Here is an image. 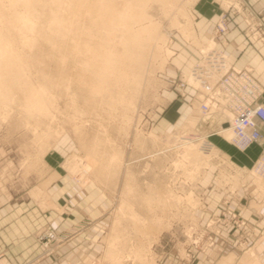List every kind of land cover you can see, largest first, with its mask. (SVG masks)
Wrapping results in <instances>:
<instances>
[{"label":"rangeland","instance_id":"rangeland-1","mask_svg":"<svg viewBox=\"0 0 264 264\" xmlns=\"http://www.w3.org/2000/svg\"><path fill=\"white\" fill-rule=\"evenodd\" d=\"M103 1L0 0V186L48 194L50 209L60 194L63 207L80 212L78 225L109 224L110 241L135 251L140 264L175 243L206 251L221 240L233 256V237L238 253L255 255L250 239L264 252V150L248 162L247 148L218 126L229 151L204 149L195 133L212 114L225 115L202 119L195 96L188 119H162L168 92L182 95V77L169 81L166 67L175 39L192 35L198 0H115L124 10L111 30L100 24ZM213 2L221 7L216 36L232 12L247 26L241 0ZM130 29L141 35L128 38ZM200 46L220 48L216 38ZM89 56L104 60L103 78Z\"/></svg>","mask_w":264,"mask_h":264},{"label":"crops","instance_id":"crops-1","mask_svg":"<svg viewBox=\"0 0 264 264\" xmlns=\"http://www.w3.org/2000/svg\"><path fill=\"white\" fill-rule=\"evenodd\" d=\"M213 1L198 0L194 8L195 18L192 22L191 37L189 40L177 37L172 44L173 54L166 67L167 79L170 81L188 76L192 67L203 56L200 45L216 38L228 62L237 67L250 68L264 88V45L248 34L246 23L242 15L237 12L228 14V30L216 36L214 28L221 7ZM210 2L215 5L212 9L208 8ZM241 2L264 22V0H241ZM184 92V95H180L176 88L168 92V106L162 116L165 122L179 124L188 119L196 88L189 84ZM262 100L264 102V93ZM218 124V114H212L206 119L201 132L210 134L209 139L219 150L229 151L228 143L217 138V133L214 132ZM261 131L263 134L261 142L253 143L247 148L248 162H256L264 150V125L261 126ZM225 138L228 139L226 136ZM231 144L235 146L233 142ZM36 195L38 196L34 197L28 190L11 192L0 186V249L5 250L8 258L15 264H140L135 261V251L130 252L128 247L124 249L123 244L115 247L116 245L114 246L110 241L109 224L94 223L80 226L78 225L82 219L80 212L68 206V208L63 207L64 205L59 202V197H62L60 194H54L53 202L56 207L54 209L49 208L48 194ZM45 227L51 228L58 237L51 248H45L37 237L38 231ZM252 228L255 229L256 234L257 226ZM228 229L230 227L222 228L225 233H228ZM233 238L230 246L234 250L231 252L233 256L229 251L227 253L228 249L223 247L225 242L221 240L217 241L215 247L206 251L192 248L188 252L182 244L175 243L172 248L162 250L157 248L149 264H237L242 262L241 259L246 255V257L252 256L247 254V251L236 252L235 250L241 247V241L237 237ZM250 242L247 243L248 250H255L254 256L259 252V259L261 258L259 263L264 264L262 259L264 252L258 251L257 240L253 244ZM262 244L264 242H260V246ZM251 258L255 263L256 258L253 256ZM246 260L248 258L244 261Z\"/></svg>","mask_w":264,"mask_h":264},{"label":"built area","instance_id":"built-area-1","mask_svg":"<svg viewBox=\"0 0 264 264\" xmlns=\"http://www.w3.org/2000/svg\"><path fill=\"white\" fill-rule=\"evenodd\" d=\"M227 17L224 16L217 26V35L228 30ZM246 31L254 39L264 45V22L252 13L246 15ZM205 65L193 68L191 77L206 84V90L201 92L197 86L195 101L199 100V113L202 119L214 111L224 113L229 110L232 113L230 124L233 129V143L240 149H246L251 144L261 142L263 134L261 126L264 125V102L262 100L264 88L256 79L252 70L247 67H237L228 64L226 55L218 48L212 49L206 56L202 51ZM216 71L220 72L219 78L213 84L209 79L213 78ZM222 75V76H221ZM186 79L182 78L177 84L181 94L187 86ZM219 121L218 127L222 126ZM198 134L195 138L201 139L204 149L212 150L215 144L209 139L210 134ZM193 134V135H195ZM194 138L187 134L186 138ZM38 239L45 248H51L57 241V234L50 228L43 229L37 234ZM0 264H15L0 249Z\"/></svg>","mask_w":264,"mask_h":264},{"label":"bare ground","instance_id":"bare-ground-1","mask_svg":"<svg viewBox=\"0 0 264 264\" xmlns=\"http://www.w3.org/2000/svg\"><path fill=\"white\" fill-rule=\"evenodd\" d=\"M40 1V0H39ZM118 1V0H117ZM117 1H115V0H104L103 1V3H102V5H101V13H103L104 15V17L103 16H101V14L99 15L100 17H103V23L102 22H100V24H103L104 25V27L106 28H108V29H112V27H114V26H117V25H119L118 24V22H119V20H121L120 18H121V16H120V14L122 13V12H120V14H117L118 16H120V18H119V20H118V17H117V15H116V11H117V9L118 8H122V7H118V4L120 3V2H117ZM121 1V0H120ZM123 5H124V3H123ZM123 9V8H122ZM1 10V9H0ZM124 10V9H123ZM2 11V10H1ZM98 11V10H97ZM120 11H122V10H120ZM99 12V11H98ZM4 14V13H3ZM5 15V14H4ZM25 14H23V16H24ZM1 16V15H0ZM26 16H28L27 14H26ZM28 18H29V16H28ZM24 19L25 18H23V22H24ZM0 20H1V18H0ZM100 20V19H99ZM25 21H27V19H25ZM21 22V21H20ZM29 22H31V20H30V18H29ZM24 23H26V22H24ZM27 24H28V22H27ZM120 24H122L123 25V23H120ZM125 25V24H124ZM107 31H109V30H107ZM123 33H127V31L125 30V31H123ZM128 33H129V35H128ZM128 33H127V35H128V38H130L131 36L132 37H134V34H138V35H141L140 34V32H138V31H134L133 29H130L129 31H128ZM126 36V35H125ZM130 36V37H129ZM3 41V40H2ZM6 42V41H5ZM0 45H2V43L0 44ZM3 46V45H2ZM101 46V52H107L108 50H107V48L105 47V45H104V43L103 44H101L100 45ZM100 46H99V49H100ZM108 46V45H107ZM213 46V45H212ZM0 48H3V47H0ZM215 47H212V48H210V49H206V48H202V50L201 51H203V52H205V54H206V56H208V54L209 53H211V51H212V49H214ZM217 48V47H216ZM218 49H220L224 54H225V52L221 49V48H218ZM2 50V49H1ZM3 50H5V48H3ZM85 50H86V48H85ZM169 52V54H170V52H171V50L170 51H168ZM92 55V54H91ZM226 55V54H225ZM90 57V56H89ZM92 57H93V59H92ZM92 57H90L89 59V61H91V60H93V64H95V66L99 69V70H101V71H98V73L96 72V76L100 79V78H103V76H104V72H106V70H108V68H107V66L104 64V62H101V61H104L102 58H100V57H95V56H92ZM8 60V59H7ZM15 60V59H14ZM226 60L228 61V59H227V56H226ZM9 61V60H8ZM92 62V61H91ZM197 64H199L198 65V67H200V66H204L205 65V60L203 59V56H202V58H201V60H199V62H197ZM197 64H195L193 67H192V69L190 70V72H189V75L187 76V77H184V79H186V81L188 82L187 83V85H189V84H191V85H193L194 87H195V85H194V83L195 82H199V83H204V82H202V81H197V79L196 78H192L191 77V72H192V70H193V68L194 67H196L197 66ZM228 64H229V62H228ZM0 72H2L3 73V71H0ZM219 76H220V72L219 71H216L215 73H214V75H213V78H211V79H209V83H211V84H213L215 81H216V79L217 78H219ZM222 76V75H221ZM4 77V76H3ZM5 80V79H4ZM192 80L194 81V82H192ZM2 82H4V81H2L1 80V77H0V85L2 84ZM11 83V82H10ZM4 84V83H3ZM5 86V85H4ZM6 88V86L3 88V87H1V89H5ZM7 89H9V88H7ZM6 89V90H7ZM31 89V88H30ZM29 89V90H30ZM199 89V88H198ZM18 90H20V89H17V91ZM27 89H25L23 92H25ZM39 91V89H37V88H35V92H32L31 93V98H32V100H33V98H35L36 96H37V94H38V91ZM3 91V90H2ZM1 91V92H2ZM5 91V90H4ZM32 91V90H31ZM31 91H28V92H31ZM37 91V92H36ZM9 94H11V92H9ZM25 94H27V92L25 93ZM13 95V94H12ZM15 95V94H14ZM28 96H29V93H28ZM40 96V95H39ZM37 98H39V97H37ZM29 100H31V99H29ZM37 100V99H36ZM39 106H40V104H39ZM41 107V106H40ZM39 107V108H40ZM222 114V113H221ZM223 115H225V118L221 121V122H229V125L227 126V127H222L221 126V128H220V131H219V133H221V134H224L226 137H228L229 139H233V136H234V133H233V129H232V126H231V124H230V117L232 116V113L229 111V110H227V111H225L224 113H223ZM222 123V124H223ZM189 150H192V148H188ZM39 240V239H38ZM40 241V240H39ZM41 242V241H40ZM42 243V242H41ZM43 244V243H42ZM3 251V250H2ZM6 254V253H5ZM248 254V253H247ZM7 256V255H6ZM247 256V255H246ZM244 257L243 259H241L242 260V262H239V263H237V264H242L243 262L244 263H247V264H257L256 263V260H255V263H254V259L253 258H251L252 256H250V257ZM8 257V256H7ZM254 257V256H253ZM245 258H248V260H246V261H244L245 260ZM249 258H251V259H249ZM253 259V260H252ZM240 260V261H241ZM243 263V264H244Z\"/></svg>","mask_w":264,"mask_h":264},{"label":"water","instance_id":"water-1","mask_svg":"<svg viewBox=\"0 0 264 264\" xmlns=\"http://www.w3.org/2000/svg\"><path fill=\"white\" fill-rule=\"evenodd\" d=\"M229 125V122H224L223 124H222V127H227Z\"/></svg>","mask_w":264,"mask_h":264}]
</instances>
